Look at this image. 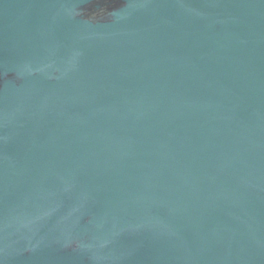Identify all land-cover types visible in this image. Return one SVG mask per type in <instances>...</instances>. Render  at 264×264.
Segmentation results:
<instances>
[{"label": "water", "instance_id": "95a60500", "mask_svg": "<svg viewBox=\"0 0 264 264\" xmlns=\"http://www.w3.org/2000/svg\"><path fill=\"white\" fill-rule=\"evenodd\" d=\"M0 264H264V0H0Z\"/></svg>", "mask_w": 264, "mask_h": 264}]
</instances>
